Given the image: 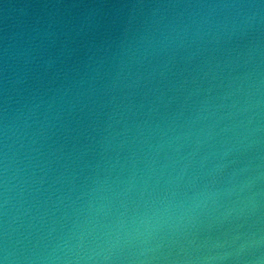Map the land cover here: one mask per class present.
<instances>
[{
  "label": "water",
  "instance_id": "water-1",
  "mask_svg": "<svg viewBox=\"0 0 264 264\" xmlns=\"http://www.w3.org/2000/svg\"><path fill=\"white\" fill-rule=\"evenodd\" d=\"M0 264H264V0H0Z\"/></svg>",
  "mask_w": 264,
  "mask_h": 264
}]
</instances>
